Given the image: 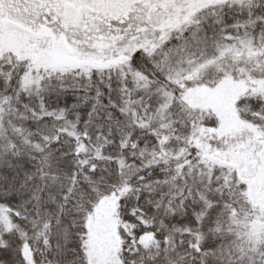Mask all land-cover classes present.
<instances>
[{"label": "snow or ice", "instance_id": "snow-or-ice-1", "mask_svg": "<svg viewBox=\"0 0 264 264\" xmlns=\"http://www.w3.org/2000/svg\"><path fill=\"white\" fill-rule=\"evenodd\" d=\"M0 264H264V0H0Z\"/></svg>", "mask_w": 264, "mask_h": 264}]
</instances>
